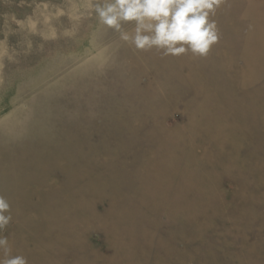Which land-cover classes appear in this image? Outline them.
<instances>
[{"label": "rangeland", "instance_id": "374dc122", "mask_svg": "<svg viewBox=\"0 0 264 264\" xmlns=\"http://www.w3.org/2000/svg\"><path fill=\"white\" fill-rule=\"evenodd\" d=\"M103 2L0 0L11 255L264 264V0H222L203 57L136 49Z\"/></svg>", "mask_w": 264, "mask_h": 264}, {"label": "clouds", "instance_id": "9594fccd", "mask_svg": "<svg viewBox=\"0 0 264 264\" xmlns=\"http://www.w3.org/2000/svg\"><path fill=\"white\" fill-rule=\"evenodd\" d=\"M222 0H104L95 5L100 21L121 33V39L138 50L156 48L163 55L178 56L191 51L206 56L218 40L215 15ZM134 22V32L122 31ZM12 220L11 205L0 195V233ZM0 264H28L23 255H11L6 236L0 234Z\"/></svg>", "mask_w": 264, "mask_h": 264}]
</instances>
